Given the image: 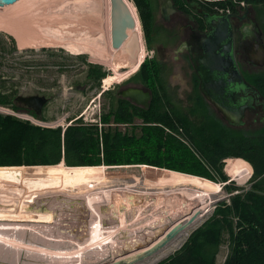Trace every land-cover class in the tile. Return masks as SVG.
<instances>
[{"label":"rangeland","instance_id":"374dc122","mask_svg":"<svg viewBox=\"0 0 264 264\" xmlns=\"http://www.w3.org/2000/svg\"><path fill=\"white\" fill-rule=\"evenodd\" d=\"M128 1L132 4V0ZM0 2V22L7 24V3L5 0ZM48 4L46 3L47 9ZM260 4L254 3L253 9L259 10L257 16L264 30V2L260 1ZM132 8L134 11L133 6ZM52 16L53 13L46 14L43 20L44 28H50L49 23L52 22H49V19H52ZM94 17L93 29L96 35L93 37L99 47L97 56L89 57L81 51L60 49L58 44L43 49L21 48L15 43L17 51L9 55V65L6 67L8 86L18 88V94L22 95L44 94L48 101L40 115L33 114L19 105L13 107V100L10 105H0L1 114L15 116L28 121L29 124L52 128H63L78 121L97 124L98 127L140 133V127L145 121L137 117H133V123L129 124L116 120V96L110 97L108 93L109 89L111 93L115 90L111 89L113 85L122 84L132 78L138 64L134 68L131 67L130 59L125 57V49L116 51L107 48L104 28H99L97 17ZM102 22H105V19H102ZM0 32L6 33V30L0 28ZM92 43L89 42L88 45L91 46ZM97 47L95 45V48ZM77 54L86 56L82 58ZM144 56L142 52L139 63ZM89 63L99 64L105 71L99 81L88 77ZM245 73L251 81L252 75H264V65ZM210 111L214 112L212 108ZM103 116L107 117L108 122L101 121L100 117ZM248 125L251 126L231 127L225 123L227 128L238 133H259L264 130V124L258 121H250ZM225 161L232 164L230 170H233L238 161L249 167L242 159L227 157L224 165ZM60 163L62 168L18 165L22 166V174L17 179L6 177V166L9 165L0 168V226L11 227H0L1 264H9L8 260L3 259L5 252H14L16 258L20 259L18 264H107L121 254L145 247L157 239L168 224L163 218L164 211L174 220L195 207L199 208L200 212L205 210L194 226L179 233L155 255L136 263L153 264L177 249L188 233L210 216L214 205L220 200H228L229 196L224 187L225 182L220 181L214 173L216 179L145 164L125 163L105 165L106 167L101 164L103 167L85 172V179L68 180L66 173L62 172L64 165H67L62 161ZM223 170L226 172L225 166ZM247 178L235 183L240 187L250 188ZM29 205L34 208L47 205L49 209L45 212L29 210L27 213L24 207ZM158 227L160 229L157 231ZM226 251L228 244L225 236L217 254L218 263L223 262Z\"/></svg>","mask_w":264,"mask_h":264},{"label":"trees","instance_id":"16d2710c","mask_svg":"<svg viewBox=\"0 0 264 264\" xmlns=\"http://www.w3.org/2000/svg\"><path fill=\"white\" fill-rule=\"evenodd\" d=\"M216 2L221 7H236L231 0ZM15 51V40L0 32V105H10L19 91L8 86L6 78L9 55ZM87 67V75L93 81L105 75L99 64L89 63ZM252 84L264 98V75H252ZM117 110L116 120H132L133 114L126 115V106ZM151 112L143 116L145 123L139 134L78 121L63 128L45 127L0 113V168L9 165L6 177L13 179L22 174V166L18 165L62 168L61 161L67 165L62 172L68 180L85 179V172L103 167L101 164L106 167L125 163L163 167L211 179L215 177L213 173L217 174L225 182L228 200L217 202L210 216L194 227L177 249L153 264H264V130L258 137L238 133L206 115L204 132L190 125L187 130L190 143L182 147L164 127L153 123L162 120L161 113L155 108ZM100 119L108 122L106 116ZM227 157L242 159L249 165L250 188L240 187L230 178L232 164L227 161L223 164ZM225 236L228 251L223 262L218 263L217 254Z\"/></svg>","mask_w":264,"mask_h":264},{"label":"flooded vegetation","instance_id":"af4514ba","mask_svg":"<svg viewBox=\"0 0 264 264\" xmlns=\"http://www.w3.org/2000/svg\"><path fill=\"white\" fill-rule=\"evenodd\" d=\"M216 1L220 0H132V4L128 0L125 1L135 19L134 31L137 33L139 45L134 58L131 53L128 58L130 62L132 60L135 63L140 51H143L145 56L142 62L138 63L134 76L122 84L113 85L111 89L115 90L111 93L109 89L108 93L110 97L116 96V111L121 105L126 106V115L133 114L134 118L143 120V116L151 114V110L155 108L161 113L162 120L153 123L164 127L167 134L182 147L190 143L187 133L190 125H196L199 132H204L206 115L231 127H250V121L264 124V98L252 84V78L250 81L245 73L259 68L258 59L252 57L251 52L260 44H264V30L257 16L259 10L253 9V4L259 5L260 0H244L242 6L226 11L233 14L231 20H227L226 29L230 41L227 44H230L229 47L245 80L253 88L248 86L238 92H232L231 96H222L217 91H210L211 96H216L214 100L220 99L226 104L245 100L247 106L241 122H231L205 95L203 85L218 81L215 74L202 81L201 68L205 62L206 48L208 46L211 50L217 46L207 21L213 16L225 17L226 14L225 11H220L221 6ZM105 2L107 13L109 0ZM102 28L108 49L118 51L130 46L131 35L119 49H113L109 36V19L108 26L106 20V28L105 22H102ZM143 62L145 64L140 70ZM207 87L214 89L208 85ZM132 89H139L143 94H128ZM210 108L214 110L213 113ZM248 135L258 137L259 133L248 132Z\"/></svg>","mask_w":264,"mask_h":264},{"label":"water","instance_id":"95a60500","mask_svg":"<svg viewBox=\"0 0 264 264\" xmlns=\"http://www.w3.org/2000/svg\"><path fill=\"white\" fill-rule=\"evenodd\" d=\"M12 1L13 0H5L6 3ZM104 2V0H97L96 4L97 8L94 16L97 17L96 19L98 20L99 28L102 26V16L105 11ZM0 5H2L1 2ZM108 15L111 47L113 49H119L131 35V40H129L130 46L125 47V54L130 56L131 53V57L134 58V53H136V50L139 49V45L137 33L134 31L135 19L129 7L124 0H109ZM231 16H233V14L226 12L225 17L213 16L212 19L207 21V24L211 27L210 33H212V37L214 36L216 38L217 46L215 49L211 50L208 46L206 48L207 52L205 62L202 64L201 68L203 75L202 81L204 82V79L210 78L213 74L218 76L217 82L206 83V86L203 85L206 91L205 95L207 99L216 104L227 119L233 123H240L245 107L247 106V102L242 100L240 103L232 102L231 104H226L220 99L214 100L216 96H211L210 92L217 91V93L222 96H231L232 92H238L240 89H245L248 86L253 88V86L249 85V83L245 80L241 68L233 55L231 47H229L230 44H227L230 42L226 29L228 27L227 20H231ZM2 28L6 30V24H2ZM213 51H215V53H213ZM251 56L257 58V65L262 67L264 65V44L262 43L257 46V48L253 49ZM199 74L201 76V73ZM207 85L210 86L211 89H214L210 90ZM128 94L142 95L143 93H141L139 89H132ZM13 101L25 109H31L36 115H40L41 112H43L42 108L48 101V97L44 94H29V96L17 94ZM27 208L28 210H36L37 212H45L49 209L47 205H41L37 208L29 205ZM201 214L202 212H200L197 207L189 209V211H185L176 219L168 222L164 231L149 245L138 248L130 253L121 254L107 264H136L152 255H155L179 233L191 226L195 218Z\"/></svg>","mask_w":264,"mask_h":264},{"label":"crops","instance_id":"0c3cea01","mask_svg":"<svg viewBox=\"0 0 264 264\" xmlns=\"http://www.w3.org/2000/svg\"><path fill=\"white\" fill-rule=\"evenodd\" d=\"M37 1L13 0L6 4V33L15 40V43L21 48L51 47L53 44H58V47L78 50L93 57L88 49L98 44L93 37L96 35L93 22H95L97 0ZM46 3H49V9L46 8ZM51 13L53 16L49 22L52 24L49 23L50 28H44L43 20L46 14ZM89 42H93L91 46L88 45ZM230 171V178L239 181L237 176L232 175V170ZM250 175L251 168L246 178L249 179Z\"/></svg>","mask_w":264,"mask_h":264},{"label":"bare ground","instance_id":"6f19581e","mask_svg":"<svg viewBox=\"0 0 264 264\" xmlns=\"http://www.w3.org/2000/svg\"><path fill=\"white\" fill-rule=\"evenodd\" d=\"M37 1V0H36ZM104 1H106V0H104ZM38 2V1H37ZM48 2V1H47ZM58 3V2H57ZM61 3V2H60ZM35 4V3H34ZM86 4V3H85ZM128 6V5H127ZM74 12V11H73ZM134 13V12H133ZM107 14H109V12H107L106 13V2H105V24H106V20H107V26H108V15ZM1 23V22H0ZM44 23V22H43ZM47 24V23H46ZM55 26V25H54ZM0 28H2V24H0ZM47 28V27H46ZM79 29V28H78ZM64 30V29H63ZM77 30V29H76ZM136 30V29H135ZM72 35V34H71ZM73 36V35H72ZM76 37V36H75ZM105 40V39H104ZM96 41V40H95ZM95 45H96V47L98 46V44H94V46L93 47H91V48H89L88 50H89V52L92 54V55H95V56H97V54H99V52H98V49H99V47H97V48H95ZM76 49V48H75ZM73 50V49H72ZM78 51V50H77ZM74 52H76V50L74 51ZM78 52H80V51H78ZM143 51H140V53H138V57H137V60H136V62L135 63H133L132 61H131V67H135L138 63H139V61H140V59H141V53H142ZM125 57H127L128 58V56L125 54ZM130 59V58H129ZM129 62V61H128ZM248 169H249V167L245 164V163H243V162H240V161H238L234 166H233V170H232V172H233V175H235V176H237V178H238V180L240 181V180H242V179H244L245 177H247V175H248ZM82 192V191H81ZM84 193V192H83ZM67 195V194H66ZM70 195V194H69ZM81 195V194H80ZM79 197V196H78ZM77 197V198H78ZM82 197V196H81ZM85 198V197H84ZM7 199V198H6ZM85 200V199H84ZM8 201V200H7ZM17 202V201H16ZM64 205V204H63ZM204 205V204H203ZM137 206V205H136ZM116 207H114V212H115V209ZM24 210L28 213L29 212V210H28V208H27V206L26 207H24ZM124 210V209H123ZM201 210V209H200ZM203 210V209H202ZM30 211H32V210H30ZM51 211V210H50ZM117 211H119V209H117ZM33 212V211H32ZM31 212V213H32ZM123 212V211H122ZM202 212H205V210L204 211H202ZM166 212L164 211V216H163V218H165V220L167 221V222H169V219L170 218H173L170 214H165ZM13 214V213H12ZM51 214V213H50ZM125 214V213H124ZM176 214V213H175ZM36 215V214H35ZM38 216H39V214H37ZM116 215V212H115V214H114V216ZM174 215V214H173ZM203 215V213L201 214V215H199V216H197L196 218H195V220H194V222L192 223V225L191 226H189L187 229H189L190 227H192V226H194L195 225V223L198 221V219L201 217ZM28 216V215H27ZM170 216V217H169ZM10 217V216H9ZM32 218V217H31ZM33 218H36V217H33ZM39 218V217H38ZM22 219V218H21ZM27 220H28V218H26ZM25 219V220H26ZM30 219V218H29ZM3 220V219H2ZM6 220V219H5ZM35 220H38L37 218L35 219ZM101 220V219H100ZM31 221V220H30ZM170 221H171V219H170ZM22 222V221H21ZM16 223V222H15ZM148 223V222H147ZM154 223V222H153ZM163 223H165V222H163ZM4 224V223H3ZM8 224V223H7ZM9 225V224H8ZM149 225H151V224H149ZM148 225V226H149ZM4 226H6L5 224H4ZM22 227H23V225H21ZM157 226V225H156ZM1 227V226H0ZM151 227V226H150ZM161 227V226H160ZM160 227H158L157 228V231L160 229ZM5 228H7V227H1V229H5ZM9 228H11V227H9ZM9 228H7V229H9ZM19 228V227H18ZM49 228V227H48ZM153 228H154V226H153ZM31 229H33V228H31ZM39 229V228H38ZM50 229V228H49ZM54 229V228H53ZM156 229V228H155ZM51 231V230H50ZM49 231V232H50ZM183 232V231H182ZM63 233V232H62ZM51 234V233H50ZM150 234V233H149ZM65 235V234H64ZM67 235V234H66ZM1 236V235H0ZM144 237V236H143ZM4 238V237H3ZM2 238V239H3ZM58 238V237H57ZM70 238V237H69ZM150 238V237H149ZM25 239V238H24ZM5 240V239H4ZM3 240V241H4ZM16 240V239H15ZM5 242V241H4ZM24 245V244H23ZM73 245V244H72ZM6 247V246H5ZM37 247V246H36ZM25 248H27V247H25ZM6 250V249H5ZM4 250V251H5ZM73 250V249H72ZM48 251V250H47ZM59 251V250H58ZM41 252V251H40ZM54 254V253H53ZM58 255V253L56 254V256ZM20 256V255H19ZM3 259H5V260H8L9 262V264H18V262L20 261V259L19 258H16V254L13 252V253H7V252H5L4 254H3ZM25 257H26V255H25ZM55 257V256H54ZM50 259H52V258H50ZM54 261V260H53ZM1 264V263H0ZM47 264V263H46Z\"/></svg>","mask_w":264,"mask_h":264},{"label":"built area","instance_id":"2783aa9c","mask_svg":"<svg viewBox=\"0 0 264 264\" xmlns=\"http://www.w3.org/2000/svg\"><path fill=\"white\" fill-rule=\"evenodd\" d=\"M231 2H233L235 5L234 6H242L243 5V2H244V0H231ZM231 10V8L230 7H221L220 8V11H230Z\"/></svg>","mask_w":264,"mask_h":264}]
</instances>
